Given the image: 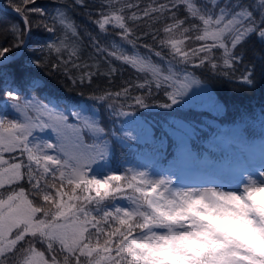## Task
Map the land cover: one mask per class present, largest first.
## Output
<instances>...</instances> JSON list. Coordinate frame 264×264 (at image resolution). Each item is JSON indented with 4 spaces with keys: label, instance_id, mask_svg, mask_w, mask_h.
<instances>
[{
    "label": "snow or ice",
    "instance_id": "6c2138e0",
    "mask_svg": "<svg viewBox=\"0 0 264 264\" xmlns=\"http://www.w3.org/2000/svg\"><path fill=\"white\" fill-rule=\"evenodd\" d=\"M6 3L15 17L0 20V264H264V153L258 173L230 190L177 188L109 167L113 144L138 136L109 132L99 116L101 108L116 119L188 108L167 132L178 159H195L196 116L218 107L210 93L195 103L204 83L195 71L255 87L258 67L264 76V0H73L68 7L84 9L97 29L85 33L87 59L67 8ZM34 29L55 39L33 48ZM249 44L262 52L249 57ZM113 61L137 77L113 88L122 72ZM32 66L91 89L96 107L60 111L22 95L18 80L39 86ZM97 77L108 86L93 87ZM45 130L55 142L35 137Z\"/></svg>",
    "mask_w": 264,
    "mask_h": 264
},
{
    "label": "trees",
    "instance_id": "16d2710c",
    "mask_svg": "<svg viewBox=\"0 0 264 264\" xmlns=\"http://www.w3.org/2000/svg\"><path fill=\"white\" fill-rule=\"evenodd\" d=\"M92 2L93 0H86V3L90 6ZM1 3L3 6L7 7L6 0H2ZM36 3L37 6L43 7L47 12L52 14H55L57 8H67L69 16L74 20L80 31V35L83 39V58L87 59L88 52H90L91 49L88 47V37L85 33L96 32L97 29L84 14V9L79 6L74 8L68 7V5L73 3V0H67V3H65L64 0H36ZM93 15H95L94 12ZM14 17V14L0 8V20H2V22H12ZM33 31L35 33L31 45L33 48L39 49L45 41L55 39V36L42 29H34ZM248 48L250 50L248 54L249 57H251L252 51L258 54L262 52L259 44H249ZM129 51H131V49H129ZM144 51V49H140L141 53ZM26 55L29 54L26 53ZM153 59L155 58L153 57ZM113 63L117 64V66L122 69V72H118L114 78L113 88L122 86V81L135 79L137 77L138 74L128 66L119 65L116 61H113ZM257 63L259 64L258 60ZM195 74L204 81L203 85L206 87V89L202 90L201 99L195 101V103L199 104L206 101L208 93L218 102L217 108L205 110L196 116V138L191 142L192 151L196 154V158L178 159L177 157V153L173 147L174 139L167 132V128L172 127L170 121L172 119H177L176 116L171 113L173 110L158 108L149 110L138 109L136 112L137 118L119 119L122 125L117 126L113 123L116 118L108 116L105 110L101 108L99 110V116L101 119L108 121L107 127L111 128L109 132L116 131L117 135H122V130H129L132 131L134 135L138 136V138L134 140L133 145H136L133 147L128 145L125 147V144L129 141H125L124 145H121L119 142L113 144L111 154V156H113H110L113 168H122L124 164H130L128 162H152L151 164L153 166H159V169L177 175L178 179L189 180L195 173L209 170L210 164L216 161L220 149H223L224 145L220 143L219 139H214L212 137L213 133L220 131V135L226 140L232 141L235 144L241 142L244 145L264 138V76L259 73V67L257 70L255 87L252 88H240L234 83L220 78L208 79L210 73L205 75L200 69H197ZM31 76L39 81L38 87L32 89L23 81L18 80L17 84L19 87L16 90L28 94V96H30V94H36L46 103L54 104L60 111L70 112L73 106L87 104L91 89L87 87L80 88L79 86L74 88L71 83L59 73L49 75L43 69L35 68L34 66H32ZM96 85H99L101 88L108 86L107 78H95L93 87H96ZM81 91L84 92L83 96L79 94ZM2 98L3 97L0 96V100H2ZM180 117V119H185L186 116ZM133 121H135V123H133ZM223 124L226 125L224 131L220 128ZM232 125H237V130L235 129L233 132L230 131ZM164 141H167V143L165 144ZM129 147L135 148L137 152L130 156L128 160L125 158L123 151ZM159 151L162 154H160ZM141 152L145 154L143 158ZM24 186L27 188L26 182Z\"/></svg>",
    "mask_w": 264,
    "mask_h": 264
},
{
    "label": "rangeland",
    "instance_id": "374dc122",
    "mask_svg": "<svg viewBox=\"0 0 264 264\" xmlns=\"http://www.w3.org/2000/svg\"><path fill=\"white\" fill-rule=\"evenodd\" d=\"M203 89H206V87L204 85H202L201 88H199V89H195V91L202 93ZM21 94L24 95V93H21ZM31 95L37 96L36 94H30V96ZM0 96L3 97L2 100H0V101H3V100L6 99V96L3 94L2 91H0ZM37 98L40 99L42 102H45L39 96H37ZM199 99H201V95L196 97L195 101H197ZM87 100H88L87 104H86L87 106L92 107V108L96 107V105H95V103L93 101H91L90 99H87ZM137 111H138V109L136 110V112ZM177 112H179L180 114L177 113ZM171 113H173L176 116L177 119H180L181 118L180 116H186L189 113V109L188 108H184L182 110H177V111H173V112L171 111ZM8 114L12 115L10 112ZM122 118H137V117L136 116L135 117H121L119 119H122ZM119 119L115 120V125H117V126L118 125L119 126L122 125V124H120ZM101 121H102L103 126L108 131H110L111 128L107 127V122L108 121L105 120V119L104 120L101 119ZM221 129L223 130L224 128H221ZM235 129L237 130V125H232L230 127V131H232V132L235 131ZM45 132L47 134L51 135V138H49L47 136H41ZM220 133H221L220 131H217L216 133L212 134V137L215 139V135H220ZM39 134H41V135H39ZM34 135L40 142H43V141L55 142V140H56L55 135L50 130H45L43 132L37 131L36 133H34ZM220 137H222V136H220ZM220 137H218V139H221ZM221 142H223V140ZM133 143H134V140L133 141H129V142H127L125 144V147L127 145L131 146V147L135 146L136 144L133 145ZM232 148L240 156V158L243 161L248 163V168L247 169H243V171H245L244 174L246 172H257L258 173L259 169L251 167V165H252V163L250 162V158L251 157H250L248 151L246 150V148L244 147V144H242L241 142H239L237 144L233 143ZM136 152H137V150L135 148H130V147L124 149V151H123L125 158H127L128 160L130 159L129 157L132 156L133 154H135ZM262 153H264V149H261L259 152H257L256 156H255V160H256L257 164H259L260 166H262L261 165ZM160 154H162V153L160 152ZM141 155H142V158H143L144 155H145L144 152H141ZM113 160H115V159H113ZM253 162L255 163V161H253ZM128 163H130L131 165L130 164H124L122 166V168H113L112 165H111V160H110L109 167H111L114 170H120V171H123L124 169L131 167V168H134V169H137V170L147 171L148 173H150L152 175L153 178L167 177V178L172 180L173 186H175L177 188L219 187L222 191L223 190H230V189H232V188H234L236 186V184L240 181L242 175H244V174L240 175L235 181H233L234 177H231V179H229L227 177L221 178V177L205 176L201 182L193 184V183H191L188 180L184 181V180L178 179L177 175H174L171 172L159 169V166H156V165L153 166L151 164L152 162H150V163L149 162H145V163H142V162H128ZM140 166H142V167H140ZM118 204H119V206H125L122 202H118Z\"/></svg>",
    "mask_w": 264,
    "mask_h": 264
},
{
    "label": "water",
    "instance_id": "95a60500",
    "mask_svg": "<svg viewBox=\"0 0 264 264\" xmlns=\"http://www.w3.org/2000/svg\"><path fill=\"white\" fill-rule=\"evenodd\" d=\"M1 2H2V0H0V8H2L3 10H5V11H7V12L12 13L11 10H10L8 7L3 6ZM12 14H14V13H12ZM14 15H15V14H14Z\"/></svg>",
    "mask_w": 264,
    "mask_h": 264
}]
</instances>
